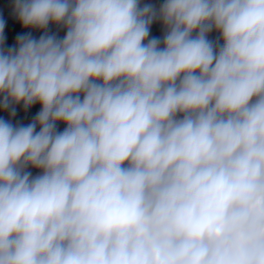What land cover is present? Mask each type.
<instances>
[{"label": "clouds", "instance_id": "obj_1", "mask_svg": "<svg viewBox=\"0 0 264 264\" xmlns=\"http://www.w3.org/2000/svg\"><path fill=\"white\" fill-rule=\"evenodd\" d=\"M12 10L43 34L0 19V109L41 107L0 118V264H264V0Z\"/></svg>", "mask_w": 264, "mask_h": 264}]
</instances>
